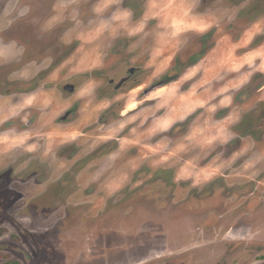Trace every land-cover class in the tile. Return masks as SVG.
I'll return each instance as SVG.
<instances>
[{
  "label": "rangeland",
  "instance_id": "rangeland-1",
  "mask_svg": "<svg viewBox=\"0 0 264 264\" xmlns=\"http://www.w3.org/2000/svg\"><path fill=\"white\" fill-rule=\"evenodd\" d=\"M0 5V264H264V0Z\"/></svg>",
  "mask_w": 264,
  "mask_h": 264
},
{
  "label": "flooded vegetation",
  "instance_id": "flooded-vegetation-1",
  "mask_svg": "<svg viewBox=\"0 0 264 264\" xmlns=\"http://www.w3.org/2000/svg\"><path fill=\"white\" fill-rule=\"evenodd\" d=\"M0 7H1V5H0ZM12 11H14V10H12ZM12 11H10L9 14ZM3 13H6V11L4 10ZM15 30H16L15 25H8L6 28H4L2 30V35H7L8 38H10V36L15 35ZM8 45H10V44H8ZM3 60L2 59L0 60L1 62H4V63H0V94L2 93L0 95V101H2V98H3V100L9 99L10 97L13 98L15 96V92H16V89H17L16 88L17 82H16V79H15L16 77H15V68L13 66V60L9 61V58H7L6 60L5 59H3ZM138 69H139V67H135V66L128 67L126 69V74H127L126 76H124L123 78H121L117 82H115L114 78H110L109 82L111 84H114L115 89H120L128 80H130L136 74L137 71H139ZM174 76H177V78L176 79H171ZM179 78H180V75L178 73H174V74L165 75L161 81H165V80L168 81L169 80L168 82L163 84V85H167V84H169V83H171L173 81L178 80ZM161 81H158L157 83H159ZM157 83H155V85ZM70 87L72 88V91H70ZM76 88H77L76 84L75 83H71V82L70 83L68 82V83H66L63 86V89L65 91L69 92V93H74L76 91ZM147 92H149V91H147ZM262 101L264 102V100H262ZM67 112L68 111H66L62 115V117ZM66 119H68V117ZM3 125L4 126L7 125L8 129L9 128L11 129L13 127L12 121H7V122L3 123Z\"/></svg>",
  "mask_w": 264,
  "mask_h": 264
},
{
  "label": "crops",
  "instance_id": "crops-1",
  "mask_svg": "<svg viewBox=\"0 0 264 264\" xmlns=\"http://www.w3.org/2000/svg\"><path fill=\"white\" fill-rule=\"evenodd\" d=\"M255 25L260 26V24L258 23V21H256V22H254L253 26H251V35H252V37H251V49H250V52H251V65L257 61L258 51L261 49V47H264V42L261 43V44L259 43L257 45H255L253 43L254 42L255 35L260 34V32H261V29L259 27L256 28L257 26L255 27ZM255 94H256V96H258V94H259V97H260L259 100L260 101L264 100V82H263V85L258 90H256L254 92V95ZM15 96H16V92H15ZM8 101L12 104V98L11 97L9 98ZM78 109H79V105L78 104H75L71 109H69L68 111H72V112L70 113V115L68 116V118L72 114L76 113L78 111ZM61 117L59 118V120L61 122H64V121L67 120V119L66 120H61ZM34 121H35V119H30V120H28L26 122V125L27 126H30ZM28 123H30V124L28 125Z\"/></svg>",
  "mask_w": 264,
  "mask_h": 264
},
{
  "label": "water",
  "instance_id": "water-1",
  "mask_svg": "<svg viewBox=\"0 0 264 264\" xmlns=\"http://www.w3.org/2000/svg\"><path fill=\"white\" fill-rule=\"evenodd\" d=\"M177 78V76H174V77H172L171 79H176ZM170 79V80H171ZM169 81V80H168ZM167 80H165V81H161V82H159V83H157L156 85H154L153 87H152V89H154L155 87H158V86H161V85H163V84H165L166 82H168ZM151 89V90H152ZM70 91H72V88L70 87ZM75 110V109H74ZM72 111H68L62 118H61V120H65L69 115H70V113H71ZM30 123H28V125H29Z\"/></svg>",
  "mask_w": 264,
  "mask_h": 264
},
{
  "label": "trees",
  "instance_id": "trees-1",
  "mask_svg": "<svg viewBox=\"0 0 264 264\" xmlns=\"http://www.w3.org/2000/svg\"><path fill=\"white\" fill-rule=\"evenodd\" d=\"M4 264H17V262H6Z\"/></svg>",
  "mask_w": 264,
  "mask_h": 264
}]
</instances>
